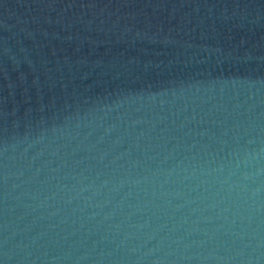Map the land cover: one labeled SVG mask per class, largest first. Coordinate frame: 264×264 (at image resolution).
<instances>
[{"label":"water","instance_id":"95a60500","mask_svg":"<svg viewBox=\"0 0 264 264\" xmlns=\"http://www.w3.org/2000/svg\"><path fill=\"white\" fill-rule=\"evenodd\" d=\"M0 264H264V0H0Z\"/></svg>","mask_w":264,"mask_h":264}]
</instances>
